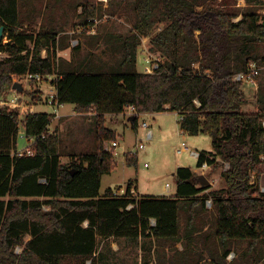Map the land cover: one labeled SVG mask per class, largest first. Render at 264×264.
I'll return each instance as SVG.
<instances>
[{"label":"trees","instance_id":"obj_1","mask_svg":"<svg viewBox=\"0 0 264 264\" xmlns=\"http://www.w3.org/2000/svg\"><path fill=\"white\" fill-rule=\"evenodd\" d=\"M235 1L133 0V26L112 35L122 39L119 64L97 72L94 66L61 63L53 50L59 31L43 23L35 29L39 0H0V26L8 37L0 42L7 53L0 60V91L13 75L56 74L59 104L91 113L96 131L94 151L74 153L63 163L58 131L49 129L54 114L34 111L22 120L19 111L0 107V264H99V239L109 237L155 238L158 264H262L248 255L264 241V191L253 181V173L259 180L264 172V87L257 92V110L244 111L249 100L234 76L264 61V13L256 5L264 0H247L245 8ZM81 6L79 24H92L99 1ZM143 35L163 57L155 73L137 68ZM30 95L35 104L43 100L41 90ZM129 106L137 113L177 111L184 132L209 134L214 151H199L198 166L228 164L221 173L224 185L212 189L190 166H179L176 195L137 196L132 181L123 195L111 187L102 195V176L118 164L104 149L105 141L117 138L105 126V114ZM22 121L26 135L35 137L31 156L16 154ZM125 158L138 167L137 154L127 152ZM210 199L217 214L212 231L206 217ZM241 240L247 242L244 259L229 261Z\"/></svg>","mask_w":264,"mask_h":264},{"label":"rangeland","instance_id":"obj_2","mask_svg":"<svg viewBox=\"0 0 264 264\" xmlns=\"http://www.w3.org/2000/svg\"><path fill=\"white\" fill-rule=\"evenodd\" d=\"M84 0H39L40 13L38 14L37 24L35 29L38 30L41 23L45 29H56L59 33L68 30H75L74 36H88L94 32H90L86 26L79 24L80 16L78 15L77 3ZM222 1V0H219ZM235 6L245 8L248 6L247 0H236ZM259 11L264 13V2L258 4ZM133 0H101L99 1V13L96 16V33L101 38L98 47L95 48L96 53H101V64L99 68L93 69L104 71V69H111L119 64L121 56L123 54L122 39L112 38L115 34H126L130 27L133 26ZM23 9V10H22ZM20 10L25 11L24 7L20 5ZM240 18L237 17L235 20ZM160 27L163 24L159 25ZM79 27V28H78ZM158 27V26H157ZM80 30V31H79ZM157 31V28H154ZM73 32V31H72ZM67 36H70L68 33ZM89 37V36H88ZM91 39V38H90ZM151 37L149 35L142 37V41L138 47L137 68L139 71L143 70L145 58L152 53L154 56L160 55V51H151L149 47ZM4 41H8V37L4 36ZM95 42V39H93ZM62 41L60 42L61 45ZM80 45L79 43H77ZM76 44V45H77ZM30 47L33 46L32 42H29ZM75 45V46H76ZM96 45V43H95ZM59 47V46H58ZM65 45H62V49L57 50V56H63V49ZM99 49V50H98ZM76 50V49H74ZM86 52L82 51V56ZM260 52L264 54V42L260 45ZM7 57L6 52L0 51V60ZM79 58H82L79 56ZM62 66V65H61ZM16 83L22 85L23 89H17L14 87ZM259 86L264 87V70L258 77V86H254L248 83H242V88L246 95L251 99L247 105H243V110L256 109L257 95L254 93L259 89ZM17 89L22 94L23 101L33 102L30 92L32 90H41L43 92V100L35 105V111L47 112L50 114L55 113V107L52 104H48L49 95L52 92L50 87V80L43 81L42 83L29 81L25 77H17L13 75L12 80L7 84L2 91H0V97L7 96ZM11 96V95H10ZM47 98V99H46ZM250 102V105H248ZM35 104V103H34ZM257 106V107H256ZM1 107V106H0ZM130 108L125 109L124 113L129 115ZM135 111V110H134ZM79 113V114H78ZM58 117H52L50 126L51 131H58L60 136V151L62 153L61 159L63 163L70 162L71 155H79L82 152H91L96 148V131L94 117L84 115L78 112L73 103H64L59 107ZM178 115L174 111H167L161 113H141L139 115V123L144 120L148 122L153 129V138H147V129L140 126L139 132L133 128V117L130 118L120 117L118 122L110 121L108 117V126L116 128L121 134L119 137L120 151H136L139 156L138 167L128 165L125 162V155L120 152L115 158L118 162L117 166L112 172L104 174L101 180V192H104L109 186L118 188L120 185L124 188L128 185V180L131 177L139 179V190L145 194H162L172 195L176 193V178L175 171L178 166H190L197 171L201 176V183H208L212 189L219 188L224 185L223 177L221 176L222 170L227 168L228 164L224 166L219 165L213 167L208 165L206 168H200L198 166V156L192 154L193 150L198 151H214L212 137L204 132L199 134H190L186 132L183 134L178 128L177 120ZM126 119V120H125ZM165 128L160 131V127ZM24 124L23 121L20 124V134L18 136V147H23L28 144L27 139L24 137ZM142 141L145 144L144 148L137 149L136 145ZM187 142L188 150L180 153L178 151L180 143ZM147 163L148 165H145ZM183 164V165H182ZM263 175V173H262ZM256 179L255 173H253V181H257L261 189L264 191V175ZM131 180V179H130ZM167 183H170L171 190H167ZM121 188V187H120ZM207 203L209 212L206 217L211 224L210 230H213V226L217 228V214L212 210V200ZM48 211L50 208H45ZM215 213V214H214ZM216 216V217H215ZM28 237V236H27ZM233 244L230 254L227 256L229 261L243 260L242 254L246 249V240ZM157 242L155 238L143 237L137 241H131L127 238H109L103 240L99 239L97 259L99 264H158ZM179 249L183 248L181 243L177 244ZM23 247H17V252H22ZM168 254H173L174 249H167ZM250 262L261 258L262 264H264V241L257 249H254L251 254L248 255ZM207 263L210 262L209 256L206 254ZM86 264H92L91 260H88Z\"/></svg>","mask_w":264,"mask_h":264},{"label":"built area","instance_id":"obj_3","mask_svg":"<svg viewBox=\"0 0 264 264\" xmlns=\"http://www.w3.org/2000/svg\"><path fill=\"white\" fill-rule=\"evenodd\" d=\"M99 1H101V0H99ZM90 21H92V24L86 26L85 28H88V30L90 32H95L96 31V21H98V19H97V17H94ZM76 43H77V41L74 40L73 44H76ZM58 49H59L58 46L53 47V50H56L55 51L56 53H57ZM43 55L44 56L47 55V50L46 49L43 50ZM57 57H59V56H57ZM162 63H163V57L162 56H160V55L154 56L152 53H150L145 58V62H144V65H143V70L141 72L155 73L161 68ZM263 70H264V61L262 63H258L256 61H253V62H251L248 70L241 71V72L237 73L234 76V79L237 80V81H241L242 83L245 82V83H248V84H251V85H254V86H258V77L262 73ZM16 76L17 77H25L29 81L38 82V83H42L43 81L50 80V87L53 90H52V92L49 95L48 104H52V105H55V106L59 105V101L57 99L56 85L53 82L54 79L57 77L56 74H42V73L33 74V73H28V74H25V75H21V76L16 75ZM22 98H23L22 94H20V92H18V90L15 89V90H13L12 93H9L7 96L0 97V106L1 107H8L12 111H19L20 117L23 120L27 113L35 111V105H37V104H34L33 102H28L27 100L23 101ZM127 108H131V109L135 110V108L133 106H129ZM134 114H139V113H137L136 110H135ZM144 126H147V122H144ZM19 134H20V131H19ZM23 134H24V137L27 139L28 144L23 146V147H18L17 150H16V154L18 156H24V155L31 156V155H34L36 153V150H35V148L33 146V142L35 141V137H28L26 135V132H25V127H24V133ZM152 136H153L152 130L151 129L147 130V138L150 139V138H152ZM120 147H121L120 142L117 139L107 140V141L104 142V149L107 150V151H110L115 158L117 157V155L120 154V152H123L124 155L127 152L133 153V154H137L138 153V152L133 151V150H131V151H126V150L120 151ZM144 147H145V144L142 141H140V143H138L136 145L137 149H141V148H144ZM186 150H188L187 142L183 141L182 143H180L178 151L180 153H182V152H184ZM192 154L198 156L199 155V151L193 150ZM145 165H148V164L145 163ZM208 165L209 164L207 162H205L200 168L204 169V168L208 167ZM42 181L45 182L46 180L42 179ZM167 190L170 191V183H167ZM126 191H127L126 187H124V188L121 187V188H118V189H114L113 194L116 195V196H119V195L125 194ZM132 193L134 194V190L133 189H132ZM209 202L210 201H208V203ZM132 206H133V204L128 205L127 209H131ZM46 207L47 206H45V208ZM47 208H49V207H47ZM152 223L155 224L156 220L152 219Z\"/></svg>","mask_w":264,"mask_h":264},{"label":"crops","instance_id":"obj_4","mask_svg":"<svg viewBox=\"0 0 264 264\" xmlns=\"http://www.w3.org/2000/svg\"><path fill=\"white\" fill-rule=\"evenodd\" d=\"M99 1V0H98ZM83 1H80V2H78L77 3V5H79L80 4V6H79V8H78V12H80L81 11V8H82V6H81V3H82ZM79 28V27H78ZM73 31V32H72ZM68 30V31H66V33H64V32H61V33H59L58 34V37H59V41L61 42L62 41V43H61V45H60V42H59V47H60V49H62V45L64 44L65 45V48L63 49V56L62 57H59L60 58V61H61V63L63 64V65H66V64H68V65H70L71 64V66H80V65H89V66H94V67H97V68H99L100 67V64H101V53H99V54H97L96 53V51L97 50H95V48L96 47H98V43H100V41H101V38L99 39V37L100 36H97V34L98 33H96V31L93 33V34H90V35H88V36H85V37H83V36H74V32H75V30ZM80 31V30H79ZM68 33L70 34V36H67L68 35ZM91 38V39H90ZM93 39H95V42L93 41ZM74 40H76L77 41V43H79L80 45H78L77 43V45L76 44H73V42H74ZM95 43H96V45H95ZM78 46V48L76 49V50H74V47H76V46ZM99 50V49H98ZM82 51L83 52H86V51H88L84 56H82L81 54H82ZM79 56L80 57H82V58H79ZM254 95H257V91L254 93ZM248 97V96H247ZM248 100H250L251 101V99L248 97ZM256 100H257V98H256ZM251 103H253V102H250L248 105H250ZM64 104V103H63ZM63 104H59L58 106H55V105H53L54 107H55V113H54V117H58V116H60V114H59V107H60V105H63ZM74 106H75V104H73ZM245 105H247V104H245ZM257 107V106H256ZM257 110V108L256 109H252V110H249V109H246V110H244V111H249V112H251V111H256ZM129 112V115H127L126 116V114H128V113H124V112H121V113H106L105 114V126L107 127V128H109V129H111V130H113L116 134H117V140H119V137L121 136V134L118 132V130L116 129V128H113V127H111V126H108V117H110L111 119H110V121H112V122H118V120H119V118L120 117H123V118H130L134 113H135V111L133 110V109H131L130 108V110L128 111ZM162 112H167V111H162ZM174 112H176L177 114H179L177 111H174ZM147 113V112H146ZM148 113H161V112H148ZM79 114V113H78ZM82 114H84V113H82ZM141 113H139L137 116H138V119H139V115H140ZM84 115H88V116H92V114L90 113V114H84ZM178 120H177V122H178V128H179V130L183 133V134H186V132H184L182 129H181V124H180V115H178ZM126 120V119H125ZM144 122H147L146 120H144L142 123H139V121H138V125H137V129H136V131L137 132H139V128H140V126H143V127H145L147 130H149V129H151V127H150V125L148 124V122H147V126H144ZM50 126H51V124H50ZM50 126H49V129H50ZM160 127V131H163L165 128H167V127H165V128H162L161 126H159ZM146 130V131H147ZM51 131V130H50ZM165 131V130H164ZM52 132V131H51ZM152 132H153V129H152ZM154 133V132H153ZM153 136H154V134H153ZM153 136H152V138H153ZM188 147V146H187ZM198 151V150H197ZM138 158H139V156H138ZM125 162H126V158H125ZM183 165V164H182ZM211 166V168H212V165H210ZM179 167V166H178ZM177 167V168H178ZM177 168H176V170H177ZM175 173V172H174ZM263 175H264V172H263ZM262 175V176H263ZM175 178H176V175H175ZM262 178V177H261ZM131 179V180H130ZM129 180H128V184L132 181V189L134 190V195H158V196H173V195H176V193H177V191H176V193H174V194H172V195H162V194H145V193H142L140 190H139V188H140V182H139V179H135V177H131ZM176 184H177V180H176ZM128 186V185H127ZM127 186H126V188H127ZM109 187H111V188H113L112 186H109ZM108 187V188H109ZM119 187H122L121 185L119 186ZM118 187V188H119ZM118 188H113V189H118ZM264 188V187H263ZM170 190H171V185H170ZM176 190H177V188H176ZM100 193L103 195L104 193H105V191L104 192H101V190H100ZM109 238H113V237H109ZM109 238H103V240H107V239H109ZM115 238V237H114ZM121 238H125V237H121ZM120 238V239H121ZM143 238V237H142ZM142 238H139L138 240H140V239H142ZM147 239L148 238H150V237H146ZM119 239V238H118ZM97 254H98V251H97Z\"/></svg>","mask_w":264,"mask_h":264},{"label":"water","instance_id":"obj_5","mask_svg":"<svg viewBox=\"0 0 264 264\" xmlns=\"http://www.w3.org/2000/svg\"><path fill=\"white\" fill-rule=\"evenodd\" d=\"M3 37H4V26H0V42L2 41ZM14 87L17 88V89H20V90L23 89L22 85L19 84V83H16L14 85ZM134 118H135V116L133 117V119Z\"/></svg>","mask_w":264,"mask_h":264}]
</instances>
